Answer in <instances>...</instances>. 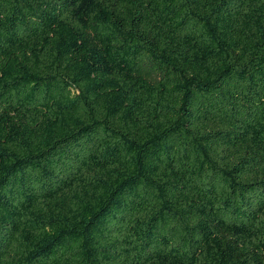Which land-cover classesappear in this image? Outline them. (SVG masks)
<instances>
[{
    "label": "trees",
    "instance_id": "1",
    "mask_svg": "<svg viewBox=\"0 0 264 264\" xmlns=\"http://www.w3.org/2000/svg\"><path fill=\"white\" fill-rule=\"evenodd\" d=\"M0 264H264V0H0Z\"/></svg>",
    "mask_w": 264,
    "mask_h": 264
}]
</instances>
